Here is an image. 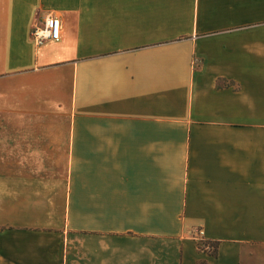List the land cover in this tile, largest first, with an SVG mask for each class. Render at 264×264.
Segmentation results:
<instances>
[{
	"label": "crops",
	"instance_id": "0c3cea01",
	"mask_svg": "<svg viewBox=\"0 0 264 264\" xmlns=\"http://www.w3.org/2000/svg\"><path fill=\"white\" fill-rule=\"evenodd\" d=\"M200 262L264 264V0H0V264Z\"/></svg>",
	"mask_w": 264,
	"mask_h": 264
},
{
	"label": "built area",
	"instance_id": "2783aa9c",
	"mask_svg": "<svg viewBox=\"0 0 264 264\" xmlns=\"http://www.w3.org/2000/svg\"><path fill=\"white\" fill-rule=\"evenodd\" d=\"M61 21L57 16H47L41 25H35L30 30V36L36 47H41L48 42L58 41L61 37ZM193 237L197 242L201 243L203 241V230L201 228L195 229L193 232ZM202 246L206 249L211 247L208 244L202 242Z\"/></svg>",
	"mask_w": 264,
	"mask_h": 264
},
{
	"label": "trees",
	"instance_id": "16d2710c",
	"mask_svg": "<svg viewBox=\"0 0 264 264\" xmlns=\"http://www.w3.org/2000/svg\"><path fill=\"white\" fill-rule=\"evenodd\" d=\"M205 244H208L210 247H215V244L214 243H211V242H206ZM211 254H214L215 253V249L214 251H209ZM199 264H204L203 262H200Z\"/></svg>",
	"mask_w": 264,
	"mask_h": 264
}]
</instances>
